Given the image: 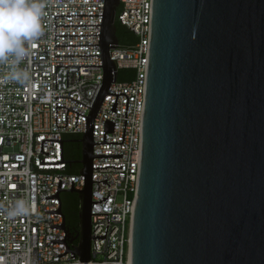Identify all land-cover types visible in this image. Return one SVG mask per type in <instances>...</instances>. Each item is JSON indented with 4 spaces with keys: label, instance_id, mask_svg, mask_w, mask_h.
Returning <instances> with one entry per match:
<instances>
[{
    "label": "water",
    "instance_id": "95a60500",
    "mask_svg": "<svg viewBox=\"0 0 264 264\" xmlns=\"http://www.w3.org/2000/svg\"><path fill=\"white\" fill-rule=\"evenodd\" d=\"M118 0H102L101 81L84 117L82 188H60L64 250L89 259L92 119L115 79ZM129 264H264V0H152ZM65 140V139H63ZM63 142V141H62ZM99 179L101 183H106ZM108 186V183H106ZM77 194L78 233L63 222L57 191ZM77 224V221H76ZM77 233V242L68 249Z\"/></svg>",
    "mask_w": 264,
    "mask_h": 264
},
{
    "label": "built area",
    "instance_id": "2783aa9c",
    "mask_svg": "<svg viewBox=\"0 0 264 264\" xmlns=\"http://www.w3.org/2000/svg\"><path fill=\"white\" fill-rule=\"evenodd\" d=\"M40 38L28 45L20 64L30 79L24 84L0 83V264H79L64 250L61 215L56 208L59 187L82 188V174L64 171L62 141L65 133L84 131V117L101 81L97 43L102 0H42ZM152 0H118L115 17L134 36L130 47L108 49L117 68H131L129 78L109 82L92 119L90 200L108 195L89 207L87 264H129L130 224L139 166L141 116L144 105ZM7 66L0 65V80ZM106 183H101L99 179ZM67 189H59L57 196ZM29 201L27 216L9 217L3 209L16 200ZM60 202V199H59ZM59 212L60 203H59ZM62 214V213H61ZM63 218V216H62ZM68 249L72 246L64 242Z\"/></svg>",
    "mask_w": 264,
    "mask_h": 264
},
{
    "label": "clouds",
    "instance_id": "9594fccd",
    "mask_svg": "<svg viewBox=\"0 0 264 264\" xmlns=\"http://www.w3.org/2000/svg\"><path fill=\"white\" fill-rule=\"evenodd\" d=\"M42 0H0V65L8 68L0 83L24 84L30 74L20 67L32 44L43 34ZM9 217L27 216L33 211L29 201L18 199L8 209Z\"/></svg>",
    "mask_w": 264,
    "mask_h": 264
},
{
    "label": "trees",
    "instance_id": "16d2710c",
    "mask_svg": "<svg viewBox=\"0 0 264 264\" xmlns=\"http://www.w3.org/2000/svg\"><path fill=\"white\" fill-rule=\"evenodd\" d=\"M113 24L115 28L114 33L117 39V46L125 47V48L130 47L134 40L133 34L124 25L118 22L115 15L113 19ZM132 71L133 70L131 68H117L116 79L117 80L127 79L131 76ZM79 136L80 134L77 132L65 133L63 136V139L65 140H63L62 142V150H63V157L66 161L64 171L67 173H77L80 167V164L77 162V159L80 156V143L77 141ZM59 199H60V210L63 216V222H67V220H70L72 229L76 230V232L78 233L77 194L73 191L65 190L60 193ZM77 233L73 238V240L67 241L69 245L76 244Z\"/></svg>",
    "mask_w": 264,
    "mask_h": 264
}]
</instances>
